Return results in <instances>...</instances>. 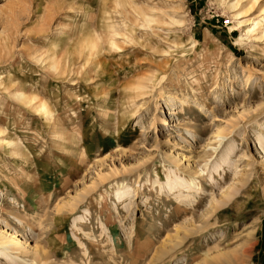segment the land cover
I'll return each mask as SVG.
<instances>
[{
	"label": "rangeland",
	"instance_id": "1",
	"mask_svg": "<svg viewBox=\"0 0 264 264\" xmlns=\"http://www.w3.org/2000/svg\"><path fill=\"white\" fill-rule=\"evenodd\" d=\"M7 237L0 264H264V0H0Z\"/></svg>",
	"mask_w": 264,
	"mask_h": 264
},
{
	"label": "bare ground",
	"instance_id": "2",
	"mask_svg": "<svg viewBox=\"0 0 264 264\" xmlns=\"http://www.w3.org/2000/svg\"><path fill=\"white\" fill-rule=\"evenodd\" d=\"M116 6H117V4H116ZM104 7V6H103ZM108 10V9H107ZM118 10V9H117ZM129 10V9H128ZM135 10H137V9H135ZM111 11V10H110ZM139 11V10H138ZM137 11V12H138ZM143 11V10H142ZM118 12V11H117ZM121 12V11H120ZM140 12V11H139ZM107 13H108V15L106 14V15H104L103 16V20H104V23H101V25L102 26H104V27H108V28H106V31H102L101 33H98V35H97V37L94 35V37H85V35H86V33H85V35H84V39H81L80 41H78V42H76V43H74L73 45H72V47L70 46L69 48H68V50H67V53H64L65 54V56L66 57H62L60 60H63V59H65V61H66V64H64L66 67H67V63L68 62H70V60L72 59V61H74V62H76V61H78V60H81V61H84V64H87L88 62H90V60L96 55V54H98L99 53V51H100V48H101V42L100 41H102V39H107V38H109L110 37V39H111V41L113 42V44H115V40H116V37L118 36V35H120L119 34V32H118V30L116 29V25L114 24V22H112L113 20V18H112V16H111V13L109 14V12L107 11ZM141 13V12H140ZM121 14V13H120ZM143 16H144V18L146 19V21H145V23L147 22L148 23V26H150V24H151V22H152V19L151 18H149L150 17V14H147V12H145V11H143L142 13H141ZM116 16V15H115ZM125 22V21H124ZM97 24V23H96ZM98 25V24H97ZM147 25V24H146ZM109 29V30H108ZM108 30V31H107ZM109 36V37H108ZM122 36H124V34L122 35ZM82 37V36H81ZM116 45V44H115ZM68 55H70V56H68ZM97 56V55H96ZM69 57V58H68ZM70 57H71V59H70ZM59 60V59H58ZM56 63V62H55ZM59 63H60V61H59ZM92 63V62H91ZM55 65V64H54ZM56 65H58V62L56 63ZM64 65L62 64L60 67H64ZM91 65V64H90ZM59 67V68H60ZM56 68V67H55ZM88 69H90V68H88ZM26 94V93H25ZM25 94L24 93H19V94H15L16 95V98L18 99V100H20V101H26L27 102V96H25ZM35 96V95H34ZM33 97V96H32ZM31 96H30V98H32ZM37 100V97H33L32 99H31V101L30 102H33V101H36ZM33 100V101H32ZM29 101V100H28ZM45 103V102H44ZM44 103H39V104H36V109L38 110V111H40V112H43L44 114H46L47 116H51V114H50V111H49V109L47 108V106L44 104ZM32 106V105H31ZM53 118V117H52ZM52 118H51V120H52ZM50 118H47V120H49ZM165 122V121H164ZM221 138H223V136L221 137ZM14 144V143H13ZM12 144V145H13ZM15 145V144H14ZM179 179H181V178H178V179H176V181L178 182V180ZM175 181V182H176ZM172 185V184H171ZM178 187H179V185H178ZM192 188L194 189V188H196V185L195 184H192ZM230 189V188H229ZM116 195H117V197H118V199H121L122 198V192H121V190H117V192H116ZM223 197L224 198H226L225 200H223L222 202H220V201H218V200H216V204H219L220 206L221 205H224V204H226L227 205V203L228 202H230V200L232 201V195L231 194H229L228 192H224V194H223ZM219 205H217V206H215L214 208L216 209V208H218V207H220ZM197 228V227H196ZM196 230H198V228L196 229ZM194 231V230H193ZM193 231H187V234L186 235H184L182 238H179L180 240L179 241H175V240H173V241H175L174 243H172V245H171V247H175V246H177V245H179L181 242H183V240L188 236L189 237V235H191V234H193L194 232ZM179 234V233H178ZM175 238V237H174ZM187 239V238H186ZM171 240V239H170ZM172 241V240H171ZM20 242V241H19ZM15 238H1V240H0V243H1V247H0V255L1 256H3V255H5L6 254V252H7V250H9V249H19V246H20V243H19ZM166 246V245H165ZM164 246V247H165ZM169 246V245H168ZM18 247V248H17ZM163 247V246H162ZM172 249V248H171ZM164 250H165V248H164ZM168 251V250H167ZM244 252H246V250L244 251L243 250V253H242V255H238L239 257H238V259L239 258H242V256L244 255ZM208 258V257H207ZM17 259H19V258H17ZM206 259V258H205ZM204 259V260H205ZM203 260V261H204ZM208 262H209V260H207ZM207 261H204V263H207ZM210 263V262H209ZM230 264H231V262H230Z\"/></svg>",
	"mask_w": 264,
	"mask_h": 264
},
{
	"label": "built area",
	"instance_id": "3",
	"mask_svg": "<svg viewBox=\"0 0 264 264\" xmlns=\"http://www.w3.org/2000/svg\"><path fill=\"white\" fill-rule=\"evenodd\" d=\"M229 21H230V19H228V18L223 19V22H225V23H228Z\"/></svg>",
	"mask_w": 264,
	"mask_h": 264
},
{
	"label": "crops",
	"instance_id": "4",
	"mask_svg": "<svg viewBox=\"0 0 264 264\" xmlns=\"http://www.w3.org/2000/svg\"><path fill=\"white\" fill-rule=\"evenodd\" d=\"M116 140L118 141V138H116Z\"/></svg>",
	"mask_w": 264,
	"mask_h": 264
}]
</instances>
